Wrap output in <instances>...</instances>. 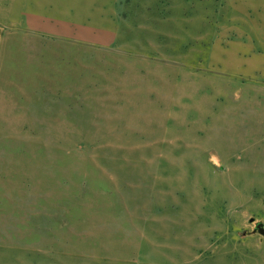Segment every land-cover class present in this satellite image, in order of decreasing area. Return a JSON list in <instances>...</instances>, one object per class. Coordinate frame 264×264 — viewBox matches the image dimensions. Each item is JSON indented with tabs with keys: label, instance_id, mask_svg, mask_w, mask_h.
Returning a JSON list of instances; mask_svg holds the SVG:
<instances>
[{
	"label": "rangeland",
	"instance_id": "rangeland-1",
	"mask_svg": "<svg viewBox=\"0 0 264 264\" xmlns=\"http://www.w3.org/2000/svg\"><path fill=\"white\" fill-rule=\"evenodd\" d=\"M0 0V264H264V0H118L108 47L37 35Z\"/></svg>",
	"mask_w": 264,
	"mask_h": 264
},
{
	"label": "crops",
	"instance_id": "crops-1",
	"mask_svg": "<svg viewBox=\"0 0 264 264\" xmlns=\"http://www.w3.org/2000/svg\"><path fill=\"white\" fill-rule=\"evenodd\" d=\"M118 0H10L7 30L70 40L97 47L113 44L119 29ZM241 29V28H240ZM216 32L209 65L220 73L245 81L264 80V49L245 30ZM0 30H6L0 27Z\"/></svg>",
	"mask_w": 264,
	"mask_h": 264
},
{
	"label": "water",
	"instance_id": "water-1",
	"mask_svg": "<svg viewBox=\"0 0 264 264\" xmlns=\"http://www.w3.org/2000/svg\"><path fill=\"white\" fill-rule=\"evenodd\" d=\"M254 232H258L260 235H264V228L261 223L256 224Z\"/></svg>",
	"mask_w": 264,
	"mask_h": 264
}]
</instances>
